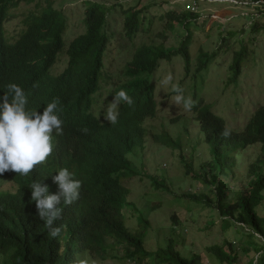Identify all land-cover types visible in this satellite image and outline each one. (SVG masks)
Segmentation results:
<instances>
[{
	"label": "trees",
	"instance_id": "obj_1",
	"mask_svg": "<svg viewBox=\"0 0 264 264\" xmlns=\"http://www.w3.org/2000/svg\"><path fill=\"white\" fill-rule=\"evenodd\" d=\"M248 1L264 0H242L241 3L249 5ZM42 3L40 0H0V71L8 79L5 68L17 67L15 73H21V89L38 88L28 94V109L42 112L43 109L38 108L55 99L62 120V132L60 135L53 132L52 151L43 163L35 165L25 176L11 170L1 174L15 190H4L0 185V264H91L96 257L104 260L103 254L108 251L113 257L124 252V257L135 264H145L147 260L153 264H201L199 255L187 256L177 247L183 243L180 237L165 235L162 246L154 251L147 249V235L153 227L151 211L160 204L151 203L144 196L132 199L128 183L138 176H145L153 188L162 189L170 196L217 212L222 218L223 232L238 234L247 230L248 240L243 251L259 254L256 264H264V216L261 214L264 209V105L252 113L239 131L229 128L205 100L192 104L183 114L186 117L181 123L190 121L195 126L201 135L200 143L206 145L210 154L205 166L194 175L209 193L176 191L159 174L160 169L147 173L145 165L150 159L146 157L148 141L143 136L148 131L143 123L158 112L152 76L160 61L181 55L184 70L189 74L192 62L189 45L183 38L179 47L156 44L155 40L137 45L135 41L143 24L148 22V31L152 25V16L147 18L148 7L124 8L118 4L125 17L124 28L122 32H111L108 18L113 8L103 1L86 0L82 34L66 46L65 14L50 1H45L47 6ZM22 4H33L34 8L21 12ZM19 12L21 28L15 35L8 36L7 25L16 20ZM200 16L199 11L186 8L181 12L172 11L167 15V28L175 32L176 22L182 29H189L191 24L200 21ZM258 28L256 24L253 30ZM233 36L228 33L221 38L226 41ZM158 37L166 38L165 31ZM125 45H130L132 55L127 62L123 61V68L114 73L109 65L116 59L115 55L126 50ZM200 52L197 73L206 67L207 61L203 59L212 58L202 49ZM62 55L66 56L67 65L55 75L53 69ZM244 58L243 52H235L230 83L237 84ZM104 84L109 85L108 90L104 89ZM121 89L132 103L119 104L117 122L111 125L98 115L99 98L106 94L113 99L115 92ZM188 134L192 135L191 130ZM148 139L172 149H176L181 140L170 132L154 133ZM254 145H260V153L249 166L247 182L238 188L230 186V181L236 177L234 170L238 167L240 153ZM198 147L192 146L190 151ZM134 148L144 157L135 161L130 154ZM180 151L184 150L180 148ZM181 157L187 172L193 170V162L182 154ZM60 167L67 168L81 183L78 198L68 205L62 202L59 205L60 216L53 226L59 227L60 232L51 237L44 221L36 215L34 202L29 200L28 187L33 180H41L48 185L50 193H55L57 188L51 175ZM128 218L133 219L135 225L131 226ZM172 220L171 235L179 224L176 215ZM225 245L228 252L224 250ZM224 246L209 247L208 252L221 263L234 264L235 244L226 242ZM249 264H254V259Z\"/></svg>",
	"mask_w": 264,
	"mask_h": 264
},
{
	"label": "rangeland",
	"instance_id": "obj_2",
	"mask_svg": "<svg viewBox=\"0 0 264 264\" xmlns=\"http://www.w3.org/2000/svg\"><path fill=\"white\" fill-rule=\"evenodd\" d=\"M43 6H47L45 1L53 3L54 8L63 11L67 18V27L65 30L66 46L77 35L82 34L81 20L84 13L86 0H40ZM113 8V14L108 18L109 30L111 32H122L124 28V15L120 6L124 8L137 6V9L146 8L147 18L152 16L150 29L147 30L148 22L143 24V29L137 36L135 44L144 42L151 43L155 40L156 44H164L169 47H179L183 40L189 45L192 58L190 73L185 72L184 58L181 55L174 56L170 61L161 60L160 66L152 76V82L155 86L154 98L157 103L158 113L155 119L149 124L154 126L156 132L163 129L168 130L173 137H180L181 149L184 151L168 149L149 150L146 157L150 159L146 162L147 173L153 174L155 168L160 169L159 174L164 176L172 185V188L179 192L209 191L204 189L201 181L194 178L195 171H200L210 157L206 150V145L200 143L201 135L195 129L191 122L182 124L181 121L186 117L188 110L182 105L172 103L171 85H179L183 89V95L190 97L196 104L205 100L211 104L214 112L221 116L229 128L241 131L252 113L261 105H264V1L249 2V5L238 3L242 0H204L199 1L196 11L201 14L198 23L191 24L189 29H182L180 25L174 22L175 32L167 28V15L172 11L181 12L187 9L189 4L192 8L195 4L190 0H99ZM244 1V0H243ZM199 7V10H198ZM34 8V5L22 4L20 11H26ZM161 17H165L164 20ZM20 13L16 20L12 21L8 27L13 33L21 25ZM202 20L205 23H202ZM258 24V30H253L254 25ZM203 26V28H202ZM253 30V31H252ZM166 33V38H159L160 32ZM234 34V36L223 41L221 36L224 34ZM124 42V41H123ZM126 43V42H124ZM126 50L115 55L116 59L109 65L114 73L123 68V61L127 62L132 55L130 45ZM212 55V58L203 59L206 62L199 73L196 72L200 50ZM243 52L245 58L242 63V73L236 83H230L232 76L231 65L234 61L235 52ZM116 53V52H115ZM67 65V58L62 55L53 69V73L60 74ZM108 66V67H109ZM105 90H108L107 88ZM107 93V92H106ZM109 97L104 94L99 101V113H103ZM161 111V112H160ZM103 115V114H102ZM191 130V134H188ZM150 146V144L148 145ZM192 146H199L194 152L190 151ZM156 145H151L154 149ZM149 149V148H148ZM147 152V151H146ZM260 153V145L249 146L238 158V167L234 170L235 179L230 181V186L239 187L247 182L249 166L256 162ZM193 162V170L185 167L182 157ZM144 157V156H143ZM142 158L136 155L134 160ZM203 171V170H202ZM238 178V179H237ZM225 180L229 178L225 177ZM0 185L2 189L14 191L15 188L11 182L0 175ZM129 188L134 197L144 196L149 202H158L159 207L151 211L150 221L153 227L148 233L146 246L149 251H154L162 246L165 235L168 237L182 239L177 247L184 251L185 255L192 253L201 257V264H228L218 261L213 254L208 252L212 246L222 247L226 242L235 244L236 261L234 264H249L251 259L258 255L254 252L245 253L243 247L248 240L247 230H241L236 234L231 231H222V218L217 212L204 209L201 205L192 203L188 200L177 199L170 196L162 189L153 188L148 178L138 176L130 180ZM236 189H233L235 192ZM143 202V201H141ZM145 205V209H147ZM264 216V209L261 210ZM135 215V214H134ZM133 215V216H134ZM176 215L178 219L177 229L174 234L171 233L173 224L172 216ZM128 223L133 226L135 222L128 218ZM214 221L213 223H211ZM180 232V234H179ZM261 239H259L260 241ZM228 252V247L224 246ZM105 259H92L91 264H135L124 257V252L119 253L118 257H113L111 252H105ZM145 264H153V261L147 260Z\"/></svg>",
	"mask_w": 264,
	"mask_h": 264
},
{
	"label": "clouds",
	"instance_id": "obj_3",
	"mask_svg": "<svg viewBox=\"0 0 264 264\" xmlns=\"http://www.w3.org/2000/svg\"><path fill=\"white\" fill-rule=\"evenodd\" d=\"M18 30L12 33L7 25L8 36L15 35ZM16 68L13 65L5 68L8 79L4 77L3 71H0V90L2 92L0 95V175L5 171L11 170L16 174L25 176L35 165L43 163L51 153L53 147L52 134L53 132L56 135L61 134L62 120L58 116L59 109L55 99L45 106L38 108L43 109L42 112L38 113L37 109L35 111L28 109V94L38 91V88L26 89L22 87L23 89H21V73L16 75ZM51 75H53L52 71ZM106 88L109 89V85L104 84V89ZM170 91L174 93L171 97L173 104L182 105L185 110L191 109L193 101L190 97L183 95V89L179 85L173 83ZM100 99L101 97L99 101ZM109 99L110 103L106 107H102L103 115L101 113L98 115L108 122V124L115 125L119 104L123 102L130 105L132 100L123 89L115 92L113 99ZM155 117L147 118L143 123V127L148 131V134L143 136L148 141L145 146L149 148L148 151L171 148L159 142H149L148 138L152 134L160 135L164 132H169L166 129H163L161 132L155 131L154 126L149 124ZM224 134L227 135V132ZM149 144L150 146L156 145L157 147L150 149ZM180 148L181 145H177V148L173 150L180 151ZM130 154L134 157L136 155L144 156L136 148ZM54 172L56 174L51 175V181L56 185L57 191L55 193H50L48 185L43 184L41 180H33L28 187L30 189L29 200L34 202L36 215L44 221L45 226L49 230L48 234L51 237H56L60 232L59 227L53 226V222L60 216L61 209L59 205L61 202L64 205H68L76 200L81 183L65 167H60ZM77 264L83 263L78 262Z\"/></svg>",
	"mask_w": 264,
	"mask_h": 264
},
{
	"label": "built area",
	"instance_id": "obj_4",
	"mask_svg": "<svg viewBox=\"0 0 264 264\" xmlns=\"http://www.w3.org/2000/svg\"><path fill=\"white\" fill-rule=\"evenodd\" d=\"M190 1H194L195 4L193 5L192 8H191L190 5L188 4V5H187V9H188V10H195V11H196L197 6H198V2H199V1H204V0H198V2H196L195 0H190ZM238 3H241V1L238 2ZM244 4H245V3H244ZM246 5H247V4H246ZM198 10H199V7H198Z\"/></svg>",
	"mask_w": 264,
	"mask_h": 264
}]
</instances>
